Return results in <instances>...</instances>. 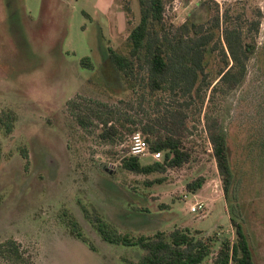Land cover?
<instances>
[{
    "label": "rangeland",
    "instance_id": "1",
    "mask_svg": "<svg viewBox=\"0 0 264 264\" xmlns=\"http://www.w3.org/2000/svg\"><path fill=\"white\" fill-rule=\"evenodd\" d=\"M217 5L226 20L219 51L207 57L202 99L195 95L186 107L188 99L150 93L142 74L122 79L110 61V49L129 52L130 31L141 19L139 0H0V119L7 125L0 130V264H20L8 260L11 248H19L23 264H138L144 250L105 242L85 211L135 236L189 228L235 241L231 205L209 145L211 131L219 129L232 138L237 215L255 264H264V170L256 166L259 154L238 149L245 130L264 136V0H181L178 11L169 12L182 24L195 11L200 21L211 19ZM254 22L260 23L259 50L245 83L218 88L225 67L220 52L227 51L223 30L240 26L246 36ZM86 58L92 67L82 64ZM107 125L117 126L123 139L103 142ZM148 126L152 139H182L193 160L164 175L124 170L127 130L146 137ZM200 177L204 187L189 191ZM196 201L207 205L205 219L192 213ZM71 218L94 249L67 227ZM203 264H215L214 257Z\"/></svg>",
    "mask_w": 264,
    "mask_h": 264
},
{
    "label": "trees",
    "instance_id": "2",
    "mask_svg": "<svg viewBox=\"0 0 264 264\" xmlns=\"http://www.w3.org/2000/svg\"><path fill=\"white\" fill-rule=\"evenodd\" d=\"M173 0H139L141 19L134 26L129 35V52L121 54L115 49H110V61L121 78L144 75L147 87L152 94L169 92L175 99L185 98L182 106L190 107L195 95L201 97V91L207 81V57L219 51L218 38L223 16L217 12L211 18L206 16L200 21L198 12L192 13L182 24H175L169 12ZM206 3L201 4V10L207 14ZM210 10V8H209ZM127 11L132 12L131 7ZM212 11V8H211ZM209 12V11H208ZM204 20V21H203ZM260 32V23L254 22L249 32L244 36L240 26L223 30L222 40L226 42L227 51L221 50V59L225 65L220 69L218 88H235L242 86L248 75L249 61L258 53L256 36ZM89 59L83 65L92 67ZM259 70L264 74V58ZM218 88H215L216 90ZM202 99V97H201ZM192 101V102H191ZM263 109V108H261ZM260 114V112L258 113ZM125 127L124 124H121ZM7 127L5 120L0 119V130ZM131 136L134 129L127 130ZM150 150L162 153V161H153L144 164L138 157L127 154L123 158L122 168L134 174L150 176L153 174L164 175L171 169H182L193 160V150L180 138L173 135L154 136V128L146 127L144 130ZM249 134L246 130L245 139L240 141L238 149L259 154L256 166L264 170V136L262 131H253ZM12 134L11 129L6 130V136ZM130 136V137H131ZM156 136V135H155ZM121 130L114 125L106 126L100 134L103 142L116 143L122 138ZM231 136L225 130H212L209 145L217 162V167L222 178L224 192L233 214L232 225L235 228L236 239L220 240L217 234L204 236L202 232L191 229H175L172 232H158L154 235L135 236L121 233L111 223L98 213L85 211V217L92 224L101 238L113 245L126 247H139L144 250L138 264H203L208 258L214 257L215 264H255L254 252L244 223L237 215L238 206L234 205L237 199V179L234 171V152ZM4 160L3 149L0 145V168ZM165 179L150 182L149 186L163 184ZM206 183L200 177L188 185V190L197 193ZM166 208V206H163ZM145 211V209H142ZM67 227L72 233L89 244L94 249L93 243L85 236L81 225L73 218L66 220ZM217 244L219 249L217 251ZM9 261L23 264L19 248L12 249ZM7 260V261H8Z\"/></svg>",
    "mask_w": 264,
    "mask_h": 264
},
{
    "label": "built area",
    "instance_id": "3",
    "mask_svg": "<svg viewBox=\"0 0 264 264\" xmlns=\"http://www.w3.org/2000/svg\"><path fill=\"white\" fill-rule=\"evenodd\" d=\"M181 5V0H173L170 10L177 12ZM128 155L142 159L151 158L154 161H162V153H154L150 150V145L142 133H135L129 138ZM188 198V196H186ZM192 213L201 215L202 219L207 217V205L202 201H196L191 207Z\"/></svg>",
    "mask_w": 264,
    "mask_h": 264
}]
</instances>
